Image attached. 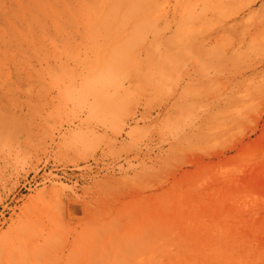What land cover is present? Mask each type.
Masks as SVG:
<instances>
[{
  "label": "rangeland",
  "instance_id": "1",
  "mask_svg": "<svg viewBox=\"0 0 264 264\" xmlns=\"http://www.w3.org/2000/svg\"><path fill=\"white\" fill-rule=\"evenodd\" d=\"M22 234L48 264H264V0H0Z\"/></svg>",
  "mask_w": 264,
  "mask_h": 264
},
{
  "label": "bare ground",
  "instance_id": "2",
  "mask_svg": "<svg viewBox=\"0 0 264 264\" xmlns=\"http://www.w3.org/2000/svg\"><path fill=\"white\" fill-rule=\"evenodd\" d=\"M29 235L27 238L25 235L23 237L8 235L9 238H4L0 243V264H34L37 252L42 254L41 264H48L47 236L45 234H38L35 237Z\"/></svg>",
  "mask_w": 264,
  "mask_h": 264
}]
</instances>
